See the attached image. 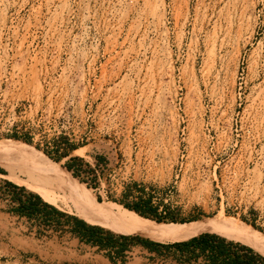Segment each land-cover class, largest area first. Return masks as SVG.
Segmentation results:
<instances>
[{"label": "rangeland", "instance_id": "obj_1", "mask_svg": "<svg viewBox=\"0 0 264 264\" xmlns=\"http://www.w3.org/2000/svg\"><path fill=\"white\" fill-rule=\"evenodd\" d=\"M60 135L77 147L58 158ZM13 142L94 204L121 208L108 196L141 183L153 215L177 218L125 209L147 225L222 222L264 244V0H0V145ZM4 156L0 264H202L162 245L209 230L178 240L117 233L109 217L84 219L58 187L50 203L65 215L11 211L7 182L36 192L10 179ZM71 157L82 161L68 170ZM75 217L112 220L96 226L160 243L158 252L128 238L108 254L71 232Z\"/></svg>", "mask_w": 264, "mask_h": 264}, {"label": "trees", "instance_id": "obj_2", "mask_svg": "<svg viewBox=\"0 0 264 264\" xmlns=\"http://www.w3.org/2000/svg\"><path fill=\"white\" fill-rule=\"evenodd\" d=\"M11 137L17 139H23L28 141V138L25 136H18L12 134ZM60 141L65 142L66 150L58 154V158L67 156L71 151L76 149L77 145L68 141L66 136L60 135ZM43 159L47 166H50L47 159L43 156ZM75 161H82L80 157H71L70 160L66 163L68 170H72L73 163ZM76 170V169H74ZM74 175H78L79 172L76 170L73 172ZM14 192L11 196V200L17 203V206L13 207L11 211L18 213L21 216L31 217H43L44 222L48 221V216L52 213L59 215H65V213L56 209L53 205L43 201L41 197L32 192H28L24 187H18L11 182L6 183ZM151 187V186H150ZM145 185L141 183H128L125 184L123 191L121 192L120 198H113L112 195L108 197L114 202L122 205L124 209L130 210V212L138 214L139 216L150 218L156 220L157 222L161 221H176L177 218L174 215H153V212L156 211V208H153L150 205V198L145 197ZM138 216V217H139ZM197 216H193L191 220H195ZM184 221V219H180ZM75 224L79 226V229L76 227L71 228V232L76 234L81 241L87 242L91 245H96L99 250H108V254L115 253L120 255L122 252L129 248L126 240L131 238L130 244H141L150 252H158L157 246L160 243L153 241L144 240L140 237L131 235H114L110 231H105L103 228L96 226L99 224L114 223L112 220H105L97 223H90L96 225H89L83 220L74 218ZM147 222V221H146ZM150 226L159 228L157 225L147 222ZM155 223V222H154ZM159 226H176L180 224H164L157 223ZM105 227V226H102ZM111 231L128 234L126 230H123L117 226L114 227H105ZM119 228V229H118ZM101 233H105V236H101ZM196 232L187 233L180 242L172 243L171 245H162L164 247L173 246L176 250L179 251L184 257L183 261L198 260L199 257L203 259L202 264H264V257L253 251L252 248L243 245L239 242H234L232 240H227L225 237L210 232L198 233L194 236ZM121 239V242L119 241ZM188 239V240H187ZM185 240V241H182Z\"/></svg>", "mask_w": 264, "mask_h": 264}, {"label": "bare ground", "instance_id": "obj_3", "mask_svg": "<svg viewBox=\"0 0 264 264\" xmlns=\"http://www.w3.org/2000/svg\"><path fill=\"white\" fill-rule=\"evenodd\" d=\"M0 152L5 155L3 161H5L4 164L9 170L10 179H12L14 183L27 187L33 192L38 193L47 202L53 204H56V200H53L55 198H52V194L48 188L58 187L62 189L64 193L67 192L69 196L73 198L72 200L75 202L77 201L87 209V214L82 216L86 220L96 222L100 218L109 217L128 232L142 234L154 239L168 238L169 240V238H171L178 240L188 231L199 230H209L210 232L228 237L234 234L236 239L264 254V244H261L257 237L241 229L230 227L222 222L216 223L217 226L216 224L213 225L214 222H202L176 225L167 227L166 229L152 228L135 214L126 211L122 207L117 208V206L115 207L108 202L99 205H97L98 203L94 204L88 199L89 197L86 195V191L84 192L85 189L82 185H79L77 182L71 183L51 168L45 167L38 156L27 147L15 142L6 143L0 145ZM53 196H55V194ZM81 211L82 210H80V213Z\"/></svg>", "mask_w": 264, "mask_h": 264}]
</instances>
